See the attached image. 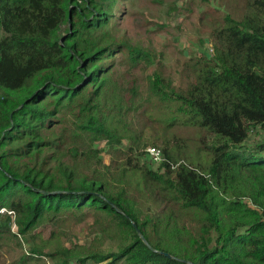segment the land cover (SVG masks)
<instances>
[{
  "label": "trees",
  "instance_id": "1",
  "mask_svg": "<svg viewBox=\"0 0 264 264\" xmlns=\"http://www.w3.org/2000/svg\"><path fill=\"white\" fill-rule=\"evenodd\" d=\"M238 5L210 55L148 72L152 50L112 29L116 0H0V245L24 249L10 264H264V137L247 143L264 136V0ZM193 140L204 165L181 152ZM81 224L94 240L70 238Z\"/></svg>",
  "mask_w": 264,
  "mask_h": 264
},
{
  "label": "rangeland",
  "instance_id": "2",
  "mask_svg": "<svg viewBox=\"0 0 264 264\" xmlns=\"http://www.w3.org/2000/svg\"><path fill=\"white\" fill-rule=\"evenodd\" d=\"M116 1L118 10L114 12L115 16L111 21L112 29L116 35L125 37L131 44L152 50L155 54L154 63H141L148 72L159 61L170 68L178 61H183L190 53L210 55L212 44L207 37V33H210V26L216 24V19H222L226 13L237 12L239 7L238 0H230V4L227 0ZM121 67L123 66L121 65ZM168 78L175 85L182 84L179 76H169ZM144 79L145 75L141 74L140 82H143ZM171 133L173 132L169 131L170 135ZM193 133L194 130L186 129L183 135L195 138ZM263 137V134L256 130L249 136L247 143L253 144L255 140H261ZM187 142L181 141L182 154H191L192 162L195 164H206L209 159L208 152L200 148L196 140L186 146ZM150 147L153 146L150 145ZM158 149L161 151L160 148ZM102 158L106 164L110 163L111 158L107 153L103 152ZM150 163L153 167H158L160 164L151 160ZM82 226L83 224L75 226L68 231V233L71 232L70 238L79 240V243H88L94 240L91 230L84 229ZM13 228L16 230L15 224ZM42 231L44 235L49 232L48 228H42ZM96 243L98 242L96 241ZM23 251L24 249L13 242L0 245V264H10ZM89 261L86 264H91ZM42 264H51V261L45 258ZM98 264H103V262Z\"/></svg>",
  "mask_w": 264,
  "mask_h": 264
},
{
  "label": "built area",
  "instance_id": "3",
  "mask_svg": "<svg viewBox=\"0 0 264 264\" xmlns=\"http://www.w3.org/2000/svg\"><path fill=\"white\" fill-rule=\"evenodd\" d=\"M212 51V48H211ZM146 153L149 156V158L154 162V163H159L162 160V153L161 151L156 148V147H150L148 146L146 149ZM0 212L4 213L7 212L10 215H14L13 210H7L6 208H0Z\"/></svg>",
  "mask_w": 264,
  "mask_h": 264
},
{
  "label": "water",
  "instance_id": "4",
  "mask_svg": "<svg viewBox=\"0 0 264 264\" xmlns=\"http://www.w3.org/2000/svg\"><path fill=\"white\" fill-rule=\"evenodd\" d=\"M165 255H168L167 253H165Z\"/></svg>",
  "mask_w": 264,
  "mask_h": 264
}]
</instances>
